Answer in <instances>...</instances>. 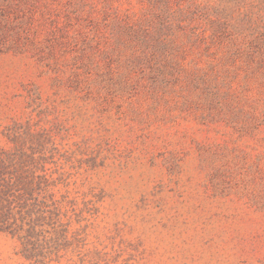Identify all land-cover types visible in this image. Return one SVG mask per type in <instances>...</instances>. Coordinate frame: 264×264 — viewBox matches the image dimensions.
Wrapping results in <instances>:
<instances>
[{
	"label": "rangeland",
	"instance_id": "rangeland-1",
	"mask_svg": "<svg viewBox=\"0 0 264 264\" xmlns=\"http://www.w3.org/2000/svg\"><path fill=\"white\" fill-rule=\"evenodd\" d=\"M0 264H264V0H0Z\"/></svg>",
	"mask_w": 264,
	"mask_h": 264
}]
</instances>
